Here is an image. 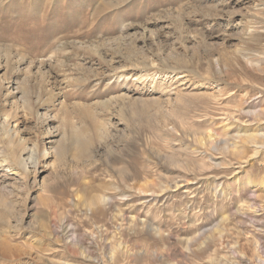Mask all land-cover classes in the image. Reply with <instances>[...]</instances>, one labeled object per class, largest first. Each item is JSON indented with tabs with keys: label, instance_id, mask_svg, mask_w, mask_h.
Wrapping results in <instances>:
<instances>
[{
	"label": "rangeland",
	"instance_id": "obj_1",
	"mask_svg": "<svg viewBox=\"0 0 264 264\" xmlns=\"http://www.w3.org/2000/svg\"><path fill=\"white\" fill-rule=\"evenodd\" d=\"M255 4L0 0V264H264Z\"/></svg>",
	"mask_w": 264,
	"mask_h": 264
},
{
	"label": "bare ground",
	"instance_id": "obj_2",
	"mask_svg": "<svg viewBox=\"0 0 264 264\" xmlns=\"http://www.w3.org/2000/svg\"><path fill=\"white\" fill-rule=\"evenodd\" d=\"M255 1V5L258 7L257 11H254V15L249 17V28L251 31L248 37V59L250 58L249 56L254 55V57H258L259 61H261L264 59V0ZM256 67L258 68L259 66ZM252 138L256 139L254 136Z\"/></svg>",
	"mask_w": 264,
	"mask_h": 264
}]
</instances>
